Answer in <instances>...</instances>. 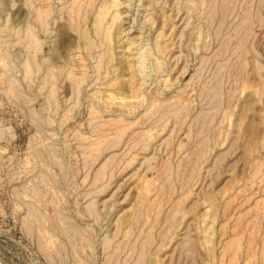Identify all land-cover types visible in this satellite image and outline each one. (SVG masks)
I'll use <instances>...</instances> for the list:
<instances>
[{
    "label": "rangeland",
    "instance_id": "1",
    "mask_svg": "<svg viewBox=\"0 0 264 264\" xmlns=\"http://www.w3.org/2000/svg\"><path fill=\"white\" fill-rule=\"evenodd\" d=\"M0 264H264V0H0Z\"/></svg>",
    "mask_w": 264,
    "mask_h": 264
},
{
    "label": "bare ground",
    "instance_id": "2",
    "mask_svg": "<svg viewBox=\"0 0 264 264\" xmlns=\"http://www.w3.org/2000/svg\"><path fill=\"white\" fill-rule=\"evenodd\" d=\"M135 90V89H134ZM133 93H134V91H133ZM136 94V93H135ZM136 95H138V94H136Z\"/></svg>",
    "mask_w": 264,
    "mask_h": 264
}]
</instances>
